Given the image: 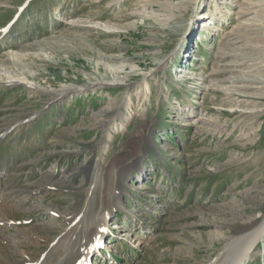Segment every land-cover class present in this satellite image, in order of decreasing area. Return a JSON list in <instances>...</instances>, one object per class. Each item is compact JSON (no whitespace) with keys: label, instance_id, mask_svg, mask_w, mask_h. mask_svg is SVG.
<instances>
[{"label":"rangeland","instance_id":"rangeland-1","mask_svg":"<svg viewBox=\"0 0 264 264\" xmlns=\"http://www.w3.org/2000/svg\"><path fill=\"white\" fill-rule=\"evenodd\" d=\"M259 3L0 0L6 263L44 261L73 229L74 246L86 241L98 212L105 236L87 264H210L236 250L264 217V82H232L264 76V23L243 30ZM258 243L245 264H264Z\"/></svg>","mask_w":264,"mask_h":264},{"label":"bare ground","instance_id":"bare-ground-1","mask_svg":"<svg viewBox=\"0 0 264 264\" xmlns=\"http://www.w3.org/2000/svg\"><path fill=\"white\" fill-rule=\"evenodd\" d=\"M257 6L261 9L254 12V14H256V15L253 18V22H250L247 26H245L243 28L244 31L251 30L253 32H256L258 29H249V27L257 26L256 24H254L255 21L259 22V20H262L264 23V0H260V3ZM217 9H218V7H214L215 11H217ZM215 11L213 13H216ZM217 14H221V12H218ZM206 17H207L206 15L202 16L201 19L203 20ZM208 18H210V17L208 16ZM221 18H223V17H221ZM258 26H260V25H258ZM218 30H219V28L217 27V25L212 26L213 32L214 31L217 32ZM229 34L230 33L227 32L226 36H228ZM254 38H257V36H255ZM228 56H231V55L224 54L223 58H227ZM230 66H233L236 68L239 67V66H235L233 64ZM249 70H248L249 72L248 71L242 72L238 69L231 71L234 73L235 72H242L244 76H247V77L251 76L252 77V78H247V79H245L244 76H241L238 78L235 77L237 79H232V82H235V83H238V82L250 83L251 81H255V82L263 81L264 82V79H263L264 76L259 77L258 75L252 73L253 72L252 69H249ZM247 73H250V75H247ZM13 82H15V80H13ZM27 84H29V83H27ZM28 87H30V85H28ZM144 90H145V86L141 87L139 92L137 93L138 99H137L136 105H134L133 102L129 101V99L127 98L128 101L125 102V113L120 116L121 126L116 125L114 132L123 131L126 128V126L129 124L130 120H132L133 117L136 116L137 109L142 104V101H143L142 98L145 97V96H141V94L144 92ZM36 92H37V90H36ZM86 216H87V214H86ZM106 225H107V214L101 215L99 212L97 214H93L92 224H90V226L87 227L89 229L88 232H90V233L86 234L89 236L86 241H83L80 244H75V246H74V243L76 242L77 237L72 238L73 233L76 231V229H73V231H71L70 233L69 232L67 233V239H63L60 242H57V244L51 250H49L46 253L44 261H40L36 264H85V262L88 260V257L92 254L91 250L96 249L95 243L103 240V238L105 236L103 229L105 228ZM81 235H84V234H80V236ZM12 240L16 242V244H17L16 249L19 251V249H21L23 247V245L21 244V242H19V240H14V238H12ZM261 240H264V217H263L262 221L256 226L255 229H253L251 232L243 235L242 237H240L239 239H237L235 241V245H236L235 251L233 250L231 254H228L226 252H221L217 256V258L214 261H212L210 264H245L247 256L249 254H252L253 249H255L257 247V245L260 244L258 242H260ZM63 244H65L66 247ZM68 247L74 248L75 252L72 250H68L67 249ZM87 247H91V248L86 249ZM17 253L18 252H15V254H17ZM75 253L80 254L82 257L80 259H78L77 256H74ZM31 262H32V260L25 259L23 261L17 262L16 264H31ZM0 264H8V263H6L5 257L1 254H0Z\"/></svg>","mask_w":264,"mask_h":264}]
</instances>
